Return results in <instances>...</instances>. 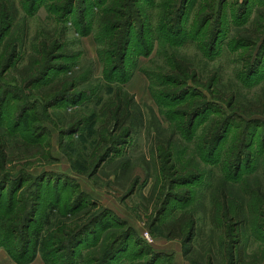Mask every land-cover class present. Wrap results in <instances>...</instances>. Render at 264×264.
I'll return each mask as SVG.
<instances>
[{
  "label": "rangeland",
  "instance_id": "374dc122",
  "mask_svg": "<svg viewBox=\"0 0 264 264\" xmlns=\"http://www.w3.org/2000/svg\"><path fill=\"white\" fill-rule=\"evenodd\" d=\"M8 1L19 15L0 28V219L14 193L27 234L62 240L54 264H264V0H123L147 44L129 53L137 77L110 85L96 39L117 0H75L67 18L60 0ZM117 88L132 97L115 122ZM23 228L0 230V264L32 256Z\"/></svg>",
  "mask_w": 264,
  "mask_h": 264
},
{
  "label": "trees",
  "instance_id": "16d2710c",
  "mask_svg": "<svg viewBox=\"0 0 264 264\" xmlns=\"http://www.w3.org/2000/svg\"><path fill=\"white\" fill-rule=\"evenodd\" d=\"M132 1L134 2L136 0H132ZM60 2L57 5V8H58L57 10L63 14L64 18H67L68 14L72 13L75 0H60ZM97 3H99V1H97ZM245 3H247V0H245ZM128 6L129 4H126L125 1L123 0H117L115 2H111L107 6V8L104 10V13L100 18L101 28L106 30V32L108 33V36H107L108 39H96V41L98 45L100 46L99 54L101 56L102 63H103V79L109 85L113 83H127L133 77L134 74L133 73L130 74L128 70L129 53L131 51L132 44L135 42V45L133 48H136L138 45L147 44V40L145 39H133L134 24L133 22L129 23V21L127 22L124 21L125 18L128 16V14H131V16H133L131 20L134 21V17H135L134 10H131L128 13L125 12L126 7ZM242 8H244V5L241 6V9ZM82 10L84 12L81 14V20L84 22V19H85L84 5L81 7V11ZM18 15H19V11H18V7L15 6V3H12L10 1L0 2V28H2L4 32H8L10 30L11 26L13 25V21L18 18ZM142 28L143 30L145 29V27H142ZM118 30L119 32H115ZM110 32H113V34L110 35ZM215 41L216 39H211L210 42L214 44ZM15 43H12V44H15ZM5 58L6 56L5 55L3 56V53L1 51L0 59L4 60ZM176 82H178V79ZM119 86L120 87L118 88H121L122 85H119ZM118 88H117V93L114 94V98H113L114 113L112 112L111 114L112 115L111 118H113L115 122L120 121L122 118H127V116H129L128 112H129V108L131 104L129 97H132L130 93H123L121 91L122 88L121 89H118ZM181 90L182 91H180L181 93L179 94H177V90H173L171 93L177 94V95L174 94V96L176 98H179L180 96H182V94L184 97H186L192 92L190 91L188 86L186 88L184 87ZM171 93H168V97L171 98L172 100L173 95ZM61 96L62 95H59V96L57 95L56 97L53 98L54 100L52 102H55L56 104L59 100L64 99V97H61ZM188 102L189 101H187L186 99L184 103L185 105L184 107L187 109V112H189V110L194 111L195 110L194 107L196 106V104L189 106ZM184 112L185 111L182 110V114L181 112H179L178 114H181V116L186 117L188 113L186 112L184 113ZM198 112L199 110H195L192 114H190L191 122L194 121V118L196 117V115H198ZM76 128L77 127H75V129ZM216 138L218 139L219 136H217ZM2 139L3 138H0V146H2ZM110 151H112V149H109L106 152V155L108 156L104 154L105 157L102 158L101 160L108 158ZM2 174H0V176ZM5 180H6L5 184H10V185H12L14 181V180L10 181L9 179H4V181ZM11 188L12 186H10V190ZM21 189L22 187H19L18 191H20ZM13 196H14V193L13 194L11 193L9 195V201L11 202H7L8 209H7L6 215H4L0 219V230L3 232H8V233L14 232V234L18 235L19 232L21 231L20 228H23V227L21 226V224H18L20 223V220L15 219V218L18 216V214H20V211H21L20 206L22 207V204H21V201H18L19 206H17V211L14 214H12L14 212V209L16 208L15 205L10 206L12 203ZM230 202L231 204L233 203L234 205H236L235 202L233 201H230ZM54 210H55V205L51 203L49 214H52ZM12 217L14 219H11ZM182 218H184V215L181 218H179L177 221H180ZM46 220H47V224H50V221H49L50 219H48V217H46ZM15 222H17L18 227H12L13 224H10V223H15ZM191 223H194V220H191ZM108 225L109 224H107L106 226ZM108 227L110 228V225ZM40 229L43 230L42 228H39V227L30 229L31 230L30 234H27V229L23 228L24 234L28 236L26 240H28L29 243L33 240V247L31 251L32 256L29 258V260L23 263L21 260L24 256H22V258L18 260L19 264H28L29 262L34 260L37 252L41 253V255L45 258L47 264H54V263H51V261L47 257L49 255L59 254L60 249H56L55 244H60L62 240L54 239L52 236H49V235L42 236ZM49 240H55V241H52L51 243H49L50 242ZM52 246H54L53 249L47 250L48 247H52ZM9 251H10V248H9Z\"/></svg>",
  "mask_w": 264,
  "mask_h": 264
},
{
  "label": "crops",
  "instance_id": "0c3cea01",
  "mask_svg": "<svg viewBox=\"0 0 264 264\" xmlns=\"http://www.w3.org/2000/svg\"><path fill=\"white\" fill-rule=\"evenodd\" d=\"M137 77V74H134L133 76V80ZM135 91H138L135 87L131 88V90L129 92H135ZM139 93V92H137Z\"/></svg>",
  "mask_w": 264,
  "mask_h": 264
}]
</instances>
